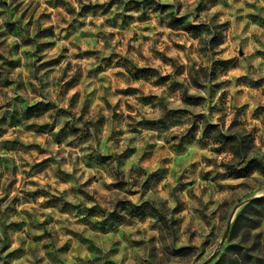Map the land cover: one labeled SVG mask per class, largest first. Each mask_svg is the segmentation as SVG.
Instances as JSON below:
<instances>
[{
  "label": "rangeland",
  "instance_id": "obj_1",
  "mask_svg": "<svg viewBox=\"0 0 264 264\" xmlns=\"http://www.w3.org/2000/svg\"><path fill=\"white\" fill-rule=\"evenodd\" d=\"M251 156L264 0H0V264H264Z\"/></svg>",
  "mask_w": 264,
  "mask_h": 264
},
{
  "label": "trees",
  "instance_id": "obj_2",
  "mask_svg": "<svg viewBox=\"0 0 264 264\" xmlns=\"http://www.w3.org/2000/svg\"><path fill=\"white\" fill-rule=\"evenodd\" d=\"M230 166H231V168L236 170L237 174H240V175L246 174L254 168H258L262 172H264V160L258 156H251L244 163H242L238 166L233 165V164H231ZM155 214L158 215L159 217H161L162 219L163 218L165 219V215L160 213V211H156Z\"/></svg>",
  "mask_w": 264,
  "mask_h": 264
}]
</instances>
